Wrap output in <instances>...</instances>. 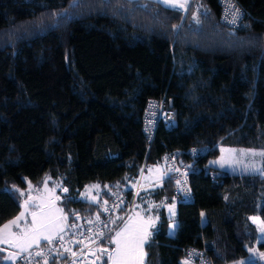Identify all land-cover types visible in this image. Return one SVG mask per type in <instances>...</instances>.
<instances>
[{
  "label": "trees",
  "instance_id": "16d2710c",
  "mask_svg": "<svg viewBox=\"0 0 264 264\" xmlns=\"http://www.w3.org/2000/svg\"><path fill=\"white\" fill-rule=\"evenodd\" d=\"M232 1L243 15L234 31L220 23L218 0H189L184 12L133 0L120 15L102 0H0V227L21 212L27 184L48 177L69 235L114 192L128 195L163 153L205 146L196 164L208 172L191 178L190 203H176L175 233L163 181L113 218L96 264H108L112 235L138 211L154 224L144 264H180L190 248L210 264L246 257L256 241L247 218L264 221V178L208 165L219 147L264 149V0ZM159 97L169 115L150 140L142 113ZM91 184L99 199H79ZM8 257L0 248V264Z\"/></svg>",
  "mask_w": 264,
  "mask_h": 264
},
{
  "label": "built area",
  "instance_id": "2783aa9c",
  "mask_svg": "<svg viewBox=\"0 0 264 264\" xmlns=\"http://www.w3.org/2000/svg\"><path fill=\"white\" fill-rule=\"evenodd\" d=\"M218 4L221 10L220 23L231 31L239 29L243 15L238 6L232 0H218ZM236 9H239V15L233 24L231 21ZM168 115L169 111L161 97L148 101L141 118L142 132L151 140L157 127L166 124ZM208 152L209 148L203 146L162 154L158 166L165 175L163 181H168L172 186L173 202L192 201L191 178L199 171L203 174L208 172L206 166L198 168L196 161L199 157L206 156ZM143 172L140 173L133 190L128 195L114 192L110 199L101 202L98 216L83 220L69 235L27 250L21 254L18 264H46L52 259H61V264H96L97 245L114 230L113 218L117 216L122 222L130 214L137 195L144 189L141 186ZM109 254L113 257V253L107 251V263L112 261L108 259ZM184 260L194 264H210L206 260V252L203 248L186 250Z\"/></svg>",
  "mask_w": 264,
  "mask_h": 264
},
{
  "label": "crops",
  "instance_id": "0c3cea01",
  "mask_svg": "<svg viewBox=\"0 0 264 264\" xmlns=\"http://www.w3.org/2000/svg\"><path fill=\"white\" fill-rule=\"evenodd\" d=\"M154 175L151 174L147 178L152 183L144 186L145 190L158 186L162 181L161 179L154 182ZM59 194H66L65 189H62ZM55 197L56 192L47 195L38 194L35 197L32 193H27V199L22 202L18 216L0 227V248L9 254L6 264L19 261L21 254L31 248L63 236L62 214L57 207ZM139 213L140 211L126 219L112 235L110 244L113 257L108 264H144L143 248L154 231V224L148 219H141L142 216H138ZM144 217L148 218V216ZM117 233L120 235L117 236ZM114 241H118L119 244ZM180 264L193 263L183 259Z\"/></svg>",
  "mask_w": 264,
  "mask_h": 264
},
{
  "label": "rangeland",
  "instance_id": "374dc122",
  "mask_svg": "<svg viewBox=\"0 0 264 264\" xmlns=\"http://www.w3.org/2000/svg\"><path fill=\"white\" fill-rule=\"evenodd\" d=\"M176 3L184 5V8L178 9L180 12H184L189 4V0H176ZM208 165L230 175L258 176L264 178V149L219 147L218 155L209 160ZM151 174H155L153 179L154 182H158L161 179L163 181L165 178L159 166H148L142 174V187L152 183L151 180L147 179ZM26 192L32 193L34 197L38 194L47 195L51 192L55 194V186L51 180L46 177L39 185L34 186L32 184H27ZM99 197L100 189L97 184L86 186L79 195V199L88 202H95ZM175 206L176 203L171 202L164 207L166 216L169 220L167 233L170 236L175 233L177 225ZM247 220L256 230V241L252 248L248 250V255L246 257L229 264H264V221L258 216H249Z\"/></svg>",
  "mask_w": 264,
  "mask_h": 264
},
{
  "label": "snow or ice",
  "instance_id": "6c2138e0",
  "mask_svg": "<svg viewBox=\"0 0 264 264\" xmlns=\"http://www.w3.org/2000/svg\"><path fill=\"white\" fill-rule=\"evenodd\" d=\"M102 2H103V4L107 7V8H111L112 10H113V14L114 15H120V14H122L123 12H124V7H123V4L124 3H128V4H130V3H132L133 2V0H116V5L115 6H113V3H112V0H102ZM153 2H157V3H162V4H164L165 6H168V7H173V8H176V9H179V8H184V5L183 4H177L176 3V0H153ZM79 3H80V0H72V4L70 5V7H73V8H75V7H78L79 6ZM142 7H147V5L145 4V5H141ZM239 15V9H236L234 12H233V20L231 21V23H233V24H235V22H236V17ZM57 16H60V17H67L68 16V13H67V11H65V12H61V13H59V14H57V13H53L52 14V17L53 18H55V17H57ZM59 23V21L58 20H56L54 23H53V27H55V26H57V24ZM43 25H44V21L43 20H41L40 22H39V25H37L36 23H33V27H43ZM65 191H67L66 189H65ZM21 215H23V214H21ZM19 219V218H18ZM5 227H7V225L5 226ZM120 235V233H117V236H119ZM46 239H47V237H46ZM114 242H116L117 244H119V242L118 241H114ZM108 259L109 260H111L112 259V256H111V254H109V256H108ZM46 264H47V262H46Z\"/></svg>",
  "mask_w": 264,
  "mask_h": 264
},
{
  "label": "water",
  "instance_id": "95a60500",
  "mask_svg": "<svg viewBox=\"0 0 264 264\" xmlns=\"http://www.w3.org/2000/svg\"><path fill=\"white\" fill-rule=\"evenodd\" d=\"M145 262V260L143 259V263Z\"/></svg>",
  "mask_w": 264,
  "mask_h": 264
}]
</instances>
